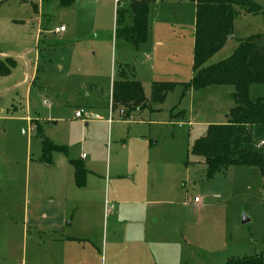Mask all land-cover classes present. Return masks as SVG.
<instances>
[{"label":"rangeland","instance_id":"1","mask_svg":"<svg viewBox=\"0 0 264 264\" xmlns=\"http://www.w3.org/2000/svg\"><path fill=\"white\" fill-rule=\"evenodd\" d=\"M252 1L264 8V0ZM115 9L113 0H77L70 7L51 6L47 11L41 8L40 0H0V55L12 57L16 62L10 76L0 77L3 195L10 192L7 185L10 169L15 170L16 184H23L24 138L30 129L34 131L26 117L49 118L51 125V119H71L74 109L79 107L87 114L97 110L96 113L107 115L112 100L111 79L112 82L118 79V63L133 60L135 52V42L124 38L122 5L117 6V17ZM236 10L239 14L234 19L233 35L205 65L228 58L240 39L264 34L263 15ZM158 13L157 17L167 28L161 36L163 43L166 48L179 51L183 68L188 72L186 80L180 81L189 82L195 3L163 0ZM100 15L104 18L91 26L90 18ZM60 25L67 32L54 34L55 27ZM169 67L166 61L165 68ZM126 73L123 74L127 76ZM158 77L170 76L162 70L156 74ZM25 78L29 80L24 83ZM232 89L231 85H219L215 89L194 91L185 95L177 107L181 96L178 88L169 93L164 103L152 105L151 110H136L125 119L120 118L119 108H126L119 106L113 111L116 123L112 136L106 137L101 131L104 137L98 142L96 169L105 183L109 178L111 185L115 182L135 186L168 184L175 192L174 199L188 204L182 210L173 207L175 213L179 210L189 219L185 232L189 258H176L174 264H223L233 256L264 253V187L258 170L230 166L207 177L204 160L190 152L193 142L206 132L204 123L225 121L233 106L229 95ZM248 94L251 98L264 97V84L250 85ZM178 110H184V115L178 116ZM120 120L133 123L129 126ZM54 131L62 135L63 123ZM46 133L49 131L45 132L48 137ZM32 141L33 158L38 153L39 138L33 137ZM76 150L66 148L69 153ZM195 197L200 202H195ZM243 216L249 221L242 223ZM4 222L1 219L0 264H21V252L13 254L5 244Z\"/></svg>","mask_w":264,"mask_h":264},{"label":"crops","instance_id":"2","mask_svg":"<svg viewBox=\"0 0 264 264\" xmlns=\"http://www.w3.org/2000/svg\"><path fill=\"white\" fill-rule=\"evenodd\" d=\"M132 1L135 0H113L116 17L117 6L122 5L124 38L135 42L134 59L118 63V70L124 67L127 80L139 81L145 96L149 90L146 96L149 99L153 81L170 79L181 82L186 80L188 72L183 68L179 51L166 48L161 38L167 29L157 17L163 0L149 1L147 32L142 41H136V33L131 31ZM154 12L157 13L154 15ZM103 18L101 15L90 18L91 26L94 27ZM60 26L55 27L54 34L67 32L66 27L64 31H57ZM166 61H169L168 69L165 68ZM162 70L170 77L156 78V74ZM28 80L25 78L23 82ZM218 86L198 90L215 89ZM178 88L181 89L178 86L174 91ZM198 90H189L185 95ZM185 95L179 99L177 107ZM43 104L47 105L45 100ZM96 111L86 113L85 119H75L73 113L71 119H51V125L49 118L40 120L26 117L34 131L32 133L30 129L24 138L25 158L23 174L20 176L23 184H16L13 169L7 173L10 178V184H7L10 192L7 195H3L0 184V223L1 219L5 220L3 233L9 251L15 255L21 252V264H115L118 261L130 264H174L176 258H189L185 233L189 225L188 216L179 210L178 213L173 211L174 206L182 210L188 204L174 199L173 188H168V184L135 186L115 182L111 185L109 178L105 183V179L99 175L96 169L98 142L104 134L106 137L112 136L116 122L114 118L108 120V112L106 115L102 110L104 113L101 115ZM184 112L178 110V116H183ZM120 121L129 126L133 123ZM59 123H63L62 135L54 131ZM223 123L209 121L204 126L207 129L208 125ZM37 126L41 127L44 136L49 131L46 133L48 137H45L55 145L64 146L67 150L76 148V152L54 151L51 161L43 162L40 159L42 144ZM33 137L39 138V141L36 142L38 153L32 158ZM70 160L78 161L84 170V184L81 187L75 183L76 169Z\"/></svg>","mask_w":264,"mask_h":264},{"label":"trees","instance_id":"3","mask_svg":"<svg viewBox=\"0 0 264 264\" xmlns=\"http://www.w3.org/2000/svg\"><path fill=\"white\" fill-rule=\"evenodd\" d=\"M150 0H135L130 4L133 13L132 32L136 41L144 40L147 32V14ZM195 3L193 33L192 78L189 82L153 81L149 99L141 83L127 80L124 67H119L118 79L112 82L113 108L124 106L126 116L154 104H161L176 87H181L180 99L189 90L213 85H231L233 106L223 124L208 125L203 136L197 138L190 149L192 155L201 157L207 167V177L230 166L254 167L258 170L264 187V97L251 98L252 84H264V34H253L239 40L238 47L226 59L211 65L207 61L218 52L233 35L236 8L251 15H263L264 8L252 0H191ZM76 0H40L41 8L70 7ZM33 9L36 7L32 4ZM18 22V21H15ZM16 62L12 57L0 59V77L8 76ZM42 155L49 163L54 151L66 153L64 146L55 145L44 136L40 126ZM76 169L75 183L84 184V170L76 160H70ZM223 264H264V253L244 257H230Z\"/></svg>","mask_w":264,"mask_h":264},{"label":"built area","instance_id":"4","mask_svg":"<svg viewBox=\"0 0 264 264\" xmlns=\"http://www.w3.org/2000/svg\"><path fill=\"white\" fill-rule=\"evenodd\" d=\"M116 1H118V0H116ZM64 29H65L64 26H60L57 31H64ZM113 111H114V108H113L112 100H111V102L108 105V120L109 121H111L113 119ZM119 115H120V118H124V119L126 117H128V116H126V112L123 108H119ZM84 116H86V111L83 108H78L73 113V117L75 119H80ZM262 143H264V142H262ZM194 201H198L196 197L194 198Z\"/></svg>","mask_w":264,"mask_h":264},{"label":"water","instance_id":"5","mask_svg":"<svg viewBox=\"0 0 264 264\" xmlns=\"http://www.w3.org/2000/svg\"><path fill=\"white\" fill-rule=\"evenodd\" d=\"M248 221H249V219L246 216L242 217V223H245V222H248Z\"/></svg>","mask_w":264,"mask_h":264}]
</instances>
